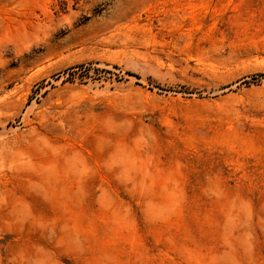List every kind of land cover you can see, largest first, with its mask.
<instances>
[{"label": "rangeland", "instance_id": "obj_1", "mask_svg": "<svg viewBox=\"0 0 264 264\" xmlns=\"http://www.w3.org/2000/svg\"><path fill=\"white\" fill-rule=\"evenodd\" d=\"M0 264H264V0H0Z\"/></svg>", "mask_w": 264, "mask_h": 264}]
</instances>
